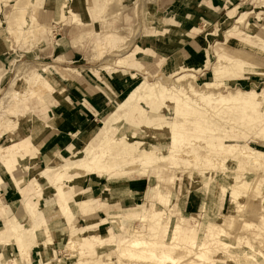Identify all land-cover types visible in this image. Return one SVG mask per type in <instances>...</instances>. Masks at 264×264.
<instances>
[{"label":"rangeland","instance_id":"rangeland-1","mask_svg":"<svg viewBox=\"0 0 264 264\" xmlns=\"http://www.w3.org/2000/svg\"><path fill=\"white\" fill-rule=\"evenodd\" d=\"M158 1L19 0L18 3V0H0V48L1 44L8 46L7 49H3L6 51V55L0 58V126L12 122L11 128L13 129V132L6 128L2 131L0 150L10 148L14 144L15 146L20 145L19 147L25 153L30 154L29 156L33 160H37L39 153L35 154V151L30 148L33 143H37L47 135L44 131L49 130L50 124L54 123L50 120L53 118L52 108L57 104L58 94L54 97L43 98L48 104L47 114L39 108V99L36 97L27 99L25 104L19 103L20 101L14 98L16 91L28 88L25 80L35 72L44 77L53 75L64 86L67 82L58 71L69 68L81 76L83 80L80 84L87 81L91 86L98 87L99 90L106 89V92L110 85L105 81L106 88L102 89L97 85L99 82L95 79L94 74L98 79L99 76L103 77L104 75L110 80L116 75L120 78L124 77L118 75L117 70H122L125 75L141 73L140 76L132 77L136 82L135 87L113 107L124 102L145 81L149 85H155L161 81L170 89L183 87L182 89L188 93L192 87L196 91H200L201 95L210 96L213 101L218 100L220 96L233 94L237 91L264 94V71L257 75V83L251 84V80L245 79L241 80L243 85H237V79L233 81H227L225 78L214 79L212 72L215 65H226L237 72L238 79H242L244 72L241 69L242 64L254 65L245 56L250 51L254 55L257 50L264 51L261 42L264 34L255 35L264 30V0H238L237 5L240 4V6L236 8L237 5L233 7L231 4L230 7H233L234 10L229 12L228 16L224 15L222 23L209 21L193 28L185 36L191 39L207 37L209 41L205 48L209 51V65L203 72H195L194 69L187 70L186 67L183 69V65L178 64L177 70L171 74H166L162 70L165 58L161 57V53L158 55L153 52L150 55L151 60L143 59V55H136L139 49L133 48L134 44L144 37V40L164 38L165 41L170 39L178 41V38H175L171 32L162 29L155 19L153 9L157 6ZM163 1L165 7L171 3L168 0ZM257 68L260 69L261 66ZM131 69L135 71H130ZM185 74H194V76L179 83L177 79ZM139 77L142 79L139 80ZM60 82L57 84L58 86L61 85ZM221 82V85H217ZM205 84L210 86H205ZM60 88L62 90L64 87L60 86ZM262 96L264 98V95ZM159 98L158 108L155 112L143 101L139 103V109L143 108L144 110L143 116L155 120L152 122L142 120L143 124L139 125L138 129L144 131L140 132L139 135L142 137H138L137 140L151 136V134L157 135V131L162 132L157 128V125L170 122L175 116V107H167L168 105H165L162 98ZM197 103L204 107L201 115H190L193 118L185 114L181 116L182 121L202 126L192 133H188L190 137L194 138H175L170 135L169 142L164 140V143L156 144L163 153L168 152V146L174 145L190 157L175 156L158 160L154 164L155 169L147 176L133 173L128 175L129 170H120L112 175V181H108L107 178L101 179V183L104 185L103 195L98 191L94 197L104 204L107 203L105 197L108 195L109 199L114 201H118L121 196L125 195L130 179L144 183L142 190H137L138 199L131 204L127 203L122 206L123 210L119 206L112 208L108 215L111 222L115 221L113 224H107L100 228H97L96 224L94 228H89L94 226L95 222L92 221V213L85 216L91 208L90 202L86 199L87 196H84V193L80 194L79 185L83 178L79 177L82 176L74 177L72 180L65 179L63 182H58L56 186L52 181L53 176L57 177L61 173L60 171L54 172L55 175L54 173L43 175L44 169L35 168L33 170L31 165L24 168L19 164L16 171L18 182L12 183L20 192L30 189L32 199L38 197L40 190L45 189L48 185H54L57 190L64 184L63 195L67 209L65 206L57 205L60 198L58 191L51 196L54 199L57 194L56 207L53 205L45 208L43 204L36 208L37 204L34 203L33 214L32 212L30 214V210H28L21 216L19 213L15 215V211L17 212V209L22 206L23 199L20 203V197L14 202L6 203L13 210V214L6 221V225L11 230L6 234H0L2 241L9 245V248L7 246L0 247V264H16V261L24 264L26 262L25 258L23 260L14 254L17 253L16 238L18 236L20 245L26 241L35 243L39 238L40 245L52 249V245L55 244V236H58L57 256L53 250L56 256L54 264H66V259L58 261L64 256L68 257V264H264V127L259 123V116L254 113L248 112V117L240 113L227 117L221 102L213 103L214 106H206L203 100L197 99L196 105ZM112 108L109 111L105 110L108 111L107 114L101 113V117L92 116L88 119L87 128H79L77 135L69 136L70 152H64L62 158L68 160L74 149H85L88 133L93 127L104 126L105 119L112 113ZM21 112L26 114L20 115ZM185 116L189 119L185 120ZM125 123L131 124V121L126 119ZM135 123L139 124V122ZM232 128L244 133L250 140L247 141L239 137L238 140L225 139L224 142L229 145L234 143L246 145L248 143L250 147L261 152L262 156L253 155L251 157L240 152L236 153L237 149L217 152L213 151L211 147L205 146L209 145L208 143L212 144L216 135L218 136L215 138L217 141L234 132L231 131ZM120 130L121 128L117 127L113 131H108L102 140L107 141L109 136L121 138L124 133ZM129 134L131 135L132 132L130 131ZM164 135V133L158 134L162 139ZM102 140L97 143L102 144L104 142ZM143 141H146L147 144L152 143L147 138ZM0 167L4 170L5 180L3 187H0L1 193L2 189H7L9 185L7 181L10 179L12 181V177L7 174L2 163H0ZM34 175H41L42 178L39 179V184L32 187L29 185H31L30 180ZM125 176V179H120ZM74 193L79 196L69 200ZM233 193L236 195L235 200ZM259 194L260 196H258ZM80 201L85 204L80 205ZM187 202L193 204V207L185 209ZM116 208L117 210H115ZM39 212H42L43 215L41 216ZM147 212L149 217L160 218L155 225L157 226L156 232L159 234L158 241L163 240L165 228L169 223V232H172L177 224L180 241L177 239L174 243L179 244L180 242L183 247H188V240L191 233H194L198 248H194L192 250L194 252L186 256L185 259L182 258L183 260L179 256L178 263L164 262L160 259L151 261L150 258L138 263L129 260L127 253L123 255L121 253L123 249L121 242L124 238H134L127 231L132 226L143 225L144 223L138 217H142ZM53 214L54 217L52 221H49L48 229L54 240L49 244L46 236L42 235L41 228L44 220ZM81 215L88 218V221H78V229L75 231L73 223H76ZM105 216L107 214H104L103 217ZM124 217H129L130 220L126 222L124 228H121L117 224L118 219ZM63 222H67V225H64ZM17 224H21V226L19 230L15 231L13 225ZM32 226H35L30 233L32 235L27 237L23 232ZM4 227L5 220L0 218V229ZM221 231L225 235L220 236ZM91 235H99L105 240L101 241L100 238L97 246L89 247L86 240ZM75 236H80L81 242H83L81 247L79 243L77 245L80 249L76 247L71 249L67 245V242L73 240ZM137 237L144 241L149 240L148 236ZM168 238L172 242L174 241L172 233L168 235ZM65 245L70 250H65ZM242 252L244 255H241ZM178 253L179 250L173 256L178 257ZM196 254L202 258H197ZM36 257L39 262V255ZM222 257L228 258L230 262L224 261Z\"/></svg>","mask_w":264,"mask_h":264},{"label":"bare ground","instance_id":"bare-ground-1","mask_svg":"<svg viewBox=\"0 0 264 264\" xmlns=\"http://www.w3.org/2000/svg\"><path fill=\"white\" fill-rule=\"evenodd\" d=\"M259 34L263 35L264 30L261 31V33L257 32L255 35H259ZM261 42L264 47V36H262ZM250 52L246 54L245 57H248L250 62H253L254 65L247 66L242 64L241 69L244 70V72L242 73V78L246 77L247 75L248 76L259 75L261 71H264V55H263L264 51L257 50L255 55ZM207 65H209V63ZM259 66H261L262 69L257 68ZM182 67L183 69H185L184 65ZM58 72L63 79L69 81L73 85H79L83 80L76 71L69 68L60 70ZM117 74L120 76H125L122 70H117ZM213 74H214V79L225 78V80L227 79V81H233L235 79H238L239 77V75L237 74V72H235V70L228 68L226 65H221V64L214 66ZM193 76L194 74L193 75L185 74L180 78H178L177 81L181 83L186 81V79H188L189 77H193ZM99 79L102 80L103 82L106 81V79L101 76H99ZM25 82L27 83L28 88L23 91H19V92L16 91L14 98L18 99L20 101L19 103L21 104H25L26 100L29 98H35V97L38 98L39 99L38 106L45 114L48 113V104L45 100H43V98L47 96L54 97L56 94L60 95V93L64 90V88H62V90L60 88V86L64 87L63 84L53 75H50L49 77H44L42 74L35 72L30 76H28ZM59 82L61 83L60 86L57 85ZM221 84L222 82L217 83V85H221ZM205 86H210V85L205 84ZM182 88L183 87H179L178 89H174V88L170 89L169 87L165 86V84L161 83V81L157 82V84L155 85H149L146 81L143 82L130 94V96L124 102H120L117 105V107L112 108V113L109 116H107V118L105 119V123L103 127H99L100 129L98 127L92 128L91 132L88 133L85 149L82 150L74 149L73 151H71L72 156L68 160H65L62 157L55 160L51 165L47 166V168L43 170V175L53 174L54 172H57V170L60 171L61 173L58 174L57 177L53 176L52 181L53 184L55 185L58 182H63L65 179L72 180L74 177H78V176L84 177L85 175H94L101 178H107L108 181L110 180L112 181L113 179L112 175L120 170H129L128 175L133 173L137 175L143 174L147 176L152 172L153 169H155L154 164L158 160H162L165 158L169 159L170 157L174 158L175 156L190 157V155H186L183 151L179 150L174 145L168 146V152L163 153L162 150L156 146V144L160 142L164 143V140L169 142L168 137L170 135H172L175 138L178 137L194 138V137H190L188 133L189 132L192 133L194 130L199 129L202 126L198 125L197 123L192 124L190 122L182 121L181 116L185 114V115H189L188 117L193 118V116L190 115L193 114L201 115V111L204 110L203 109L204 107H202L198 103L196 105L197 99L203 100L206 106H211V105L214 106L213 103L216 104L221 102V104L224 106V114H226L227 117L229 115L233 116L236 113H240L245 116H247L248 112L254 113L255 115L259 116V123L261 124L262 127H264V98L262 96L264 95L263 93L254 94L253 92L244 93L241 91H237L236 93L233 94L220 96L218 100L216 99L215 101H213V98H211L210 96L201 95L199 93L200 91H196L192 87L189 89L190 94L187 91H184L185 89ZM159 97L162 98L166 106L168 105L167 107H173V108L175 107L176 109L175 110L176 114L171 119L170 122L157 125V128L162 130V132L157 131V133L160 135L164 133L166 136L164 135V138L162 139L161 137L158 136V134L157 135L151 134V136H145L141 140L140 139L137 140V138L140 137L139 135L140 132L144 131L143 129L141 130L138 129L139 125L141 126L143 124L142 120L145 119L144 121H148V122H152L153 120H155V119L150 120L147 117L145 118L143 116L144 110L141 107H140L141 109H139V103L143 101L144 104H148V106H151L152 111L155 112L157 111L156 109L158 108V104L160 100ZM24 114L26 113L24 112L20 113V115H24ZM188 117L185 116V120L189 119ZM126 119L127 121H131V124H126L125 123ZM134 121L139 122V124H136ZM11 124L12 122H10L9 124L5 123V126H0V139L3 135L2 131L5 128L8 129L10 132H13V129L11 128ZM117 127H120L121 128L120 132L124 133V135H122L121 138L117 139L115 136L114 137L109 136L110 138L107 139V141H105V139L102 140L103 136H106L108 131H113ZM49 128H51V130L53 129L51 126ZM232 130L234 132H231L226 136H223V138L218 139L217 141L215 140V138L218 137L216 135L215 138L213 137L214 142L212 144L208 143L209 145H205V146L211 147L213 151L215 150L217 152H228V151H232V149L233 150L237 149L236 150L237 152L236 151L234 152L236 153L240 152L242 154L251 157L253 155L262 156L261 152H259L255 148L250 147L248 143L246 145L236 144V143L229 145L226 142H224L225 139L234 141L240 139L239 137H242V139H245L247 141L250 140V139L248 140V137L244 133H241L240 131H235L234 128H232L231 131ZM130 131L132 132L131 135L129 134ZM126 132L127 134H125ZM146 138L150 139L152 143L147 144L146 141H143L146 140ZM100 140L104 142H102V144L97 143ZM12 146L10 148H2L0 150V160H1L0 163L3 164L4 169L8 172L7 174L12 177V182L16 183L18 182L17 179L18 176L16 171L18 170L17 168L19 164L23 165L22 167L27 168V166L31 165L30 162L33 159L31 158V156H29L30 154L25 153V151H23V149L19 147L20 145L15 146L14 144ZM30 149L32 151H35V154L38 155L39 152L38 145H35L33 143ZM184 149L187 148L184 147ZM191 157L194 158L193 156ZM3 174H4V170L3 168L0 167V187H3V185L5 184ZM40 178H42L41 175H34L30 180L31 185L29 186L33 187L39 184ZM125 178L126 176L120 179H125ZM29 190L30 189L22 190L23 202L18 212L20 216L25 211L28 212V210H30V214L31 212L33 214L32 211L34 208L33 204L34 203L37 204V202L32 201ZM57 191L60 193V198L57 205L59 207L65 206V208L67 209V203L63 195V193L65 192L64 184L61 187L59 186L57 188ZM232 195L235 200L236 195L234 193ZM258 196H260V194ZM40 197H41V192H39L37 198L39 199ZM84 204L85 202L81 203L80 205H84ZM9 213L10 211L8 210V207L5 206L4 203H2V196L0 194V216ZM39 214H41V216L43 215L42 212H39ZM15 215L14 217H17ZM53 217L54 214L50 215L47 218L48 220L45 219L41 228L42 235L46 236V238L49 240V244L54 240L52 238L53 236L51 231L48 229V223L50 220L52 221ZM138 218L144 224L139 225V227L138 225L137 227L132 226L131 229H129L127 232L131 234L132 237L134 238L132 239L124 238L121 242V245L123 246L121 253L122 255L127 253L130 258L129 260H134L135 263H138V262H144L143 260L146 258H150L151 261L152 259L153 260L160 259V261L175 263L179 259V256H181V260H183L182 258L185 259L186 256H189L190 254H192V252H194L192 251L194 248H198V242L196 241V238L193 236L194 233H191L190 239L188 240V247H183V245H181L180 242L179 244L181 246L178 243H174L175 240L177 241V239L178 241H180V237H178L180 231L177 224L175 228L172 230V232H169L170 231V223H169L168 226L165 228V232L163 234V240L158 241L159 234L156 232L157 226L155 225L160 220V218L158 219L157 217L156 218L149 217L148 212L144 214L142 217L140 216ZM129 220H130L129 217L119 218L117 224H119L121 228H124L126 226V222H129ZM111 223L113 224L115 223V221L112 220ZM20 226L21 224L13 225V229L17 231L19 230ZM34 227L35 226H32L31 228L26 229L23 232V234H25L27 237H30L32 235L30 233L32 232ZM9 230L11 229H9L8 226L6 228L0 229V234H6ZM221 232L222 233H220V236L224 234L223 231ZM170 233L173 234V240H174L173 242L168 238V235ZM141 235L148 236L149 240L144 241L141 238L137 237ZM100 238L101 241L105 240L99 235L89 236L88 239L86 240L88 242V246L89 247L97 246L99 244L98 241ZM19 239L20 237L18 236L16 238L17 253L14 254L15 256H20L21 258H23V260L25 258L26 262L24 264H26L27 262H29L28 264H30L31 262L30 251L32 247L39 246L41 244V241L37 240L35 243L34 242L32 243V241L30 242L26 241V243L20 245L19 243L21 242L19 241ZM78 243L80 247L83 245L80 236L77 237L75 236L73 240H69L67 242V245H69L71 249L72 247L74 248L76 247L77 249H80L77 246ZM6 246L8 247L9 245H7L4 241H2L0 237V247L4 248ZM70 248H67L65 245V250H70ZM178 250H179L178 257H174L173 254ZM241 255H244V253ZM196 257L202 258V256L198 254H196ZM222 258L224 261L230 262L228 258L226 257H222ZM41 259H42V264H53L54 260L56 259V256L53 253V249L51 247H45V251L42 253ZM16 264H22V263L16 261Z\"/></svg>","mask_w":264,"mask_h":264},{"label":"crops","instance_id":"crops-1","mask_svg":"<svg viewBox=\"0 0 264 264\" xmlns=\"http://www.w3.org/2000/svg\"><path fill=\"white\" fill-rule=\"evenodd\" d=\"M168 1H171V3L167 7H165V2L163 0H159L157 2V6L153 9L156 14H154V16L160 24V27L168 32H171L175 38H178V41L174 39H170L172 41H165L164 38L144 40V37L134 44L133 48L139 49V52L137 51L136 55H143V59L149 58L151 60L150 55H152L153 52H156L158 55L161 53V57L165 58V61L162 63V70L166 74H171L176 71L178 64L184 65L187 70L194 69L195 72H203L209 61V51L205 48L206 43H208L209 40L204 36L199 38L194 37L191 39L185 35L188 32H191L192 29L199 24H205L209 21L213 23H222L225 18L224 15L226 14L228 16V13L234 10L233 7L237 5L238 0ZM231 4H233V7H230ZM239 6L240 4L237 5L236 8ZM170 25L171 27H169ZM139 43L141 46H137ZM2 45L3 44H1L0 48V58L6 55V51L3 49L8 48L7 45ZM130 71L135 70L131 69ZM135 75L137 77L142 74H129L125 75L123 78L116 75L115 78H111L110 80L103 75L110 85L108 92L105 91L106 84L100 81L95 74L94 77L99 82L97 85L105 90H99L97 89L98 87L91 86L87 81L79 85H73L66 80L67 84L64 85V90L58 96L57 104L52 108L53 118H51L50 122L53 121L54 123H52V125L50 124V126L53 129L51 130V128H49V130H45L44 132H46L45 134L47 135L41 141L35 143L39 147V156L37 160L34 159L31 161V168L33 170L35 168L46 169L47 166L51 165L55 160L63 157L62 155L64 152H70L68 137H74L77 135L79 128H87L89 125L88 119L92 116L98 115L101 117V113L103 112H105L104 114H107V112L111 110V108L115 106L121 98L127 96V94L135 87L136 82L133 80L134 78H132ZM141 79L142 77H139V80ZM201 79H203V77H201ZM245 79L251 80V84L257 83L258 80L257 75H250L248 78L244 77L242 79H237L236 84L243 85V81L241 80ZM107 109L108 111L106 112L105 110ZM82 114H84V116H82ZM79 178H83L81 181L82 187L81 183L79 185L81 190L80 194L84 193V196H87L86 199L90 202V210H92V212L89 210L88 214L85 216L87 217V215L92 213V221L95 222L91 229L94 228L96 224L97 228L107 224H112L110 220L111 218L108 215L112 208L119 206L123 210L124 208H122V206L127 203L131 204L134 200L138 199L137 196L139 194L137 193V190H142L144 185L142 181L135 182L130 179L127 183V190L124 193L125 195L121 196L118 201L110 200L108 195L105 197V201H107V203L104 204L101 203L99 199H95L94 197V194L98 193V191L103 195L104 185L101 183V179L104 178L94 175H85L84 177ZM7 183H9L7 189L4 190L1 188L2 190L0 193L2 196V203H4L10 211L9 214H3L0 216V218L5 220V227L7 226L6 221L13 214V210H11L6 203L14 202L18 197L21 198V201L19 200L21 203L23 199L20 190L12 183L11 179L8 180ZM100 186L101 188H99ZM56 191L57 190L54 185H48L45 189H41V197L39 199L37 197L32 198L33 202H37L36 208L38 206H43V204L45 208L55 205V203H57V194H55L54 199H52L51 196L54 195V193H57ZM77 196L79 195L77 193L75 195L74 193L72 198L69 200H73ZM20 207L17 209V212L15 211L16 215L19 212ZM188 207H193V204H189L187 202L185 209ZM115 210H117V208ZM104 214H107V216L103 217ZM85 216L81 215L80 218L77 219L76 223H73L75 231L78 229V221H88V218ZM28 222L30 223V220H28ZM63 224L67 225V222H63ZM55 238V244H53L52 247L57 256L56 248L59 249L58 236H55ZM37 239L40 240L39 238ZM44 250L45 247L42 245L33 247L30 251V264H41L40 256ZM36 255H39V262ZM63 259H66V264H68L67 256L58 259V261Z\"/></svg>","mask_w":264,"mask_h":264}]
</instances>
